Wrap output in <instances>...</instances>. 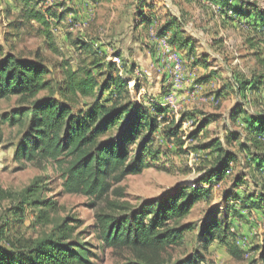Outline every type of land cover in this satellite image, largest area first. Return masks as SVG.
Returning <instances> with one entry per match:
<instances>
[{
  "label": "rangeland",
  "instance_id": "1",
  "mask_svg": "<svg viewBox=\"0 0 264 264\" xmlns=\"http://www.w3.org/2000/svg\"><path fill=\"white\" fill-rule=\"evenodd\" d=\"M141 1L33 0V8L49 21V27H45L28 17L30 9L26 11L24 0H0V45L6 53L42 62L50 71L48 79L55 85L64 80L66 68L91 69L96 65L101 67L93 68L94 74L104 83L108 64H112L128 83L132 102L160 120L151 144L159 156L147 159L151 167L142 174L114 183L111 200L119 199L114 195L119 190L124 196L122 201L140 206L146 200L175 195L185 186L205 184L204 177L207 176L206 181L212 177L215 155L204 151L203 146L220 139L227 150L237 155L236 162L230 173L214 185L210 201L198 204L188 220L202 226L219 217L228 224L244 256H233L219 241L207 245L205 238L200 242L198 232H193L187 235L184 246L170 252L172 262L196 255L201 264H264V203L254 205L259 197L251 183L236 186L237 178L245 174L247 155L240 152L246 134L245 116L237 121L231 117L237 107L264 114V88L242 92L234 85L264 74V56L257 54L262 47L261 38L252 26L231 21L221 11V5L211 0H145L143 12L137 9ZM250 1H257L264 9V0ZM173 18L182 24V29L174 27L161 35L162 28ZM204 27L206 31H202ZM175 34L178 37L174 41ZM185 40L189 44L182 49L180 44ZM212 75L215 77L210 80ZM48 95L42 93L40 97ZM19 107L17 97L0 101V187L12 193L22 192L43 174L16 158L24 129L12 126L4 116ZM80 108L83 106L75 110ZM156 108L165 109L166 113L160 114ZM165 116L168 122L162 123ZM182 120L178 139L184 144L180 145L177 140L168 139L165 131L173 121L178 125ZM205 120L209 124L198 139H189ZM232 132L241 135L237 141L228 142ZM46 175L48 179L51 172ZM212 180L216 181L214 177ZM257 182L261 187L262 180ZM61 184H51L50 193L44 195V199L55 202L47 210L51 218L48 225L38 222L37 208L26 207L24 213L16 214V200L0 203L3 243L19 241L26 246L52 234L66 221L74 227L70 230L71 241L85 244L88 249V261L79 264H122L132 259L126 251L108 250L100 239L96 215L106 206V200L98 201L93 208V199L65 194ZM252 196L255 197L251 200ZM212 210L218 212L211 214ZM223 234V229L217 232L218 236ZM232 241L229 237L228 242Z\"/></svg>",
  "mask_w": 264,
  "mask_h": 264
},
{
  "label": "trees",
  "instance_id": "2",
  "mask_svg": "<svg viewBox=\"0 0 264 264\" xmlns=\"http://www.w3.org/2000/svg\"><path fill=\"white\" fill-rule=\"evenodd\" d=\"M24 2L26 11L30 9L28 17L49 27L46 16L33 8V0ZM141 2L142 5H138L137 9L143 12L145 0ZM211 2L220 4L226 16L232 12L228 16L231 21L253 27L261 38L262 47L257 54L264 56V9L258 6L257 1ZM174 27H183L176 18L166 23L161 35H166ZM177 37L178 34H175L174 41ZM188 44L185 40L180 45L184 49ZM261 62L264 67V60ZM98 67L101 65L93 68ZM93 68H66L64 80L55 85L48 79L50 71L42 62L6 53L0 45V101L17 97L20 103V107L6 114L4 119L12 126L20 125L24 129L16 158L43 172L20 193L0 187V203L8 199L16 200V214L24 213L26 207L37 208L40 211L38 222L48 225L51 218L47 210L55 202L44 199V195L50 193L51 184L61 181L65 194L93 199V208L97 207L98 201L106 200V206L96 215L97 228L108 250L126 251L132 256V259L122 264H201L202 260L196 255L172 262L170 252L184 246L187 235L193 232H198L200 242H204L205 238H208L207 245L219 241L228 247L233 256L243 257L244 253L230 234L228 224H223L219 217L211 218L202 226L188 220L198 204L210 201L214 185L230 173L232 164L236 162L237 155L227 150L218 138L203 146L204 151L215 155V167L210 171L212 177L206 181L205 176V184L185 186L178 189L175 195L170 194L163 200H146L140 206L122 201L124 196L119 190L114 192L119 199H110L114 183L118 184L131 175L142 174L151 167L147 159L159 156L158 150L151 144L160 120L152 118L147 110L132 102L129 85L120 76L116 66L108 64L109 73L104 83L97 79ZM262 88L264 74L252 82L241 84L239 91L258 92ZM42 93L49 95L40 97ZM80 105L83 108L76 111ZM156 109L160 114L166 113L165 109ZM245 114V110L237 107L231 117L237 121ZM161 122L167 123L168 118L165 116ZM183 122L176 125L173 121L165 131L168 139L177 140L180 145L184 144L182 139H178ZM243 122L246 134L240 152L247 156L243 167L245 174L243 178H237L236 186L251 183L259 197L254 202L258 206L264 203V114L248 115ZM208 124V120H205L189 139L197 140ZM240 135L239 132H232L227 140L237 141ZM49 172L51 176L47 179L46 174ZM257 179L262 180L261 187ZM217 212L212 210L211 214ZM73 229L65 221L52 234L29 242L26 246H22L19 241L3 243L2 233L0 264L85 263L88 261V249L85 244L71 241L70 230ZM222 229L223 236H218L217 232ZM229 237L233 239L231 243L228 242ZM262 258L264 260V249Z\"/></svg>",
  "mask_w": 264,
  "mask_h": 264
},
{
  "label": "crops",
  "instance_id": "3",
  "mask_svg": "<svg viewBox=\"0 0 264 264\" xmlns=\"http://www.w3.org/2000/svg\"><path fill=\"white\" fill-rule=\"evenodd\" d=\"M223 18H224V17H223ZM233 24H235V23L233 22ZM204 26H206V25H204ZM181 29H182V28H181ZM206 29H207V28L204 27V28L202 29V31H206ZM252 49H253V48H252ZM192 55H193V54H192ZM191 57H192V56H191ZM211 69H212V68H209V70H211ZM208 73H209V75H211V74H210L211 72H208ZM214 77H215V76L212 75V77L210 78V80H212ZM254 79H255V78H251L248 82H252ZM246 113H247V114L244 115L245 117H248V115H252V114H253V112H250V111H246ZM228 133H229V131H226V134H228Z\"/></svg>",
  "mask_w": 264,
  "mask_h": 264
},
{
  "label": "built area",
  "instance_id": "4",
  "mask_svg": "<svg viewBox=\"0 0 264 264\" xmlns=\"http://www.w3.org/2000/svg\"><path fill=\"white\" fill-rule=\"evenodd\" d=\"M231 15H232V12H229V14H228L227 16L230 17ZM227 16H226V17H227ZM177 63H178V62H177ZM234 85H235V87L239 88V84L235 83Z\"/></svg>",
  "mask_w": 264,
  "mask_h": 264
}]
</instances>
